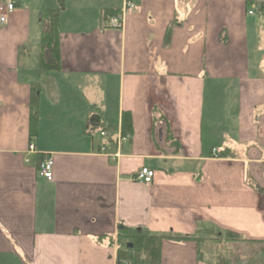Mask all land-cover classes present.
<instances>
[{"label": "crops", "instance_id": "1", "mask_svg": "<svg viewBox=\"0 0 264 264\" xmlns=\"http://www.w3.org/2000/svg\"><path fill=\"white\" fill-rule=\"evenodd\" d=\"M129 1L16 0L0 25V264H118L121 230L186 237L160 264L264 242V0ZM50 12L60 70L41 71Z\"/></svg>", "mask_w": 264, "mask_h": 264}, {"label": "trees", "instance_id": "2", "mask_svg": "<svg viewBox=\"0 0 264 264\" xmlns=\"http://www.w3.org/2000/svg\"><path fill=\"white\" fill-rule=\"evenodd\" d=\"M45 29L41 38L40 45V64L39 68L41 71H58L60 70V60L58 58L57 53V29H56V16L53 12L45 15ZM36 93V89L33 88L32 96L30 101V109H29V134L32 137L36 135V125H37V111L36 104L37 98L34 95ZM127 116H124V123L126 122ZM87 125L92 129L94 128H103L102 123L96 115L90 116L87 120ZM122 134L125 136L128 134L124 131V127ZM107 131V130H106ZM260 194L263 193L260 191ZM121 239L129 240L128 245H132V249H128L127 246L125 250H118L117 253V263L118 264H160V248L163 241L175 242L179 243L187 240L186 237H170V236H157L148 234L145 231L139 232H128L126 230H121L118 235V241ZM226 242L233 241H241L240 238L235 234L226 233L221 239ZM117 241V242H118ZM198 247L202 244V241H197ZM248 245H257L260 246V249H257L256 253L249 254V259H253L256 261L254 264H264V242L262 243H253L246 242ZM261 247L263 249H261ZM197 251H199L197 249ZM200 252L198 254V258L200 256ZM256 258V259H255ZM243 260V259H242ZM231 264H239V262L233 263L231 258H229ZM248 264H252L248 262Z\"/></svg>", "mask_w": 264, "mask_h": 264}, {"label": "built area", "instance_id": "3", "mask_svg": "<svg viewBox=\"0 0 264 264\" xmlns=\"http://www.w3.org/2000/svg\"><path fill=\"white\" fill-rule=\"evenodd\" d=\"M124 7L122 13L126 12L127 10H134V5L129 0H124ZM17 2L16 0H0V25L6 26L10 16L15 11ZM252 14V11L249 12V15ZM120 17L113 16L109 18H105L103 16L102 20V28L106 29H116L119 27L118 20ZM101 136H104V133H101ZM127 138L119 137L118 142H124ZM30 151H33L34 148L30 146ZM215 153V151H213ZM52 168H53V161L50 157H45L39 164V175L47 181H51L52 176ZM154 177V171L150 170L149 168L142 167L138 172L133 176L132 181L134 183H139L143 185H149Z\"/></svg>", "mask_w": 264, "mask_h": 264}, {"label": "rangeland", "instance_id": "4", "mask_svg": "<svg viewBox=\"0 0 264 264\" xmlns=\"http://www.w3.org/2000/svg\"><path fill=\"white\" fill-rule=\"evenodd\" d=\"M129 240L127 239H121V244H120V248L122 250H125L126 246L129 244ZM231 244V247L229 246V257L231 258V260L233 261V263L235 262H239V264H248V262H251L252 264L256 263L255 260L253 259H249L248 257L250 256L249 254L256 253L257 249H260V246L255 245H248L245 244L241 241H233V243H229L228 245ZM203 247V245H202ZM261 249H263L261 247ZM210 259H212V255H210ZM254 256V255H253ZM206 259H209V256L206 254L205 255ZM243 259V260H242ZM256 259V258H255ZM219 263V262H217ZM220 264V263H219Z\"/></svg>", "mask_w": 264, "mask_h": 264}, {"label": "water", "instance_id": "5", "mask_svg": "<svg viewBox=\"0 0 264 264\" xmlns=\"http://www.w3.org/2000/svg\"><path fill=\"white\" fill-rule=\"evenodd\" d=\"M127 248L130 250L132 249V245H127Z\"/></svg>", "mask_w": 264, "mask_h": 264}]
</instances>
